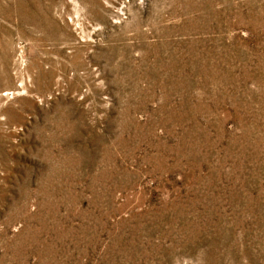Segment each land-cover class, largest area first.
<instances>
[{
    "label": "rangeland",
    "instance_id": "rangeland-1",
    "mask_svg": "<svg viewBox=\"0 0 264 264\" xmlns=\"http://www.w3.org/2000/svg\"><path fill=\"white\" fill-rule=\"evenodd\" d=\"M0 264H264V0H0Z\"/></svg>",
    "mask_w": 264,
    "mask_h": 264
}]
</instances>
